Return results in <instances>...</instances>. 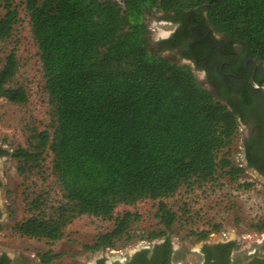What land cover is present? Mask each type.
I'll return each instance as SVG.
<instances>
[{
    "label": "trees",
    "instance_id": "trees-1",
    "mask_svg": "<svg viewBox=\"0 0 264 264\" xmlns=\"http://www.w3.org/2000/svg\"><path fill=\"white\" fill-rule=\"evenodd\" d=\"M0 7V54L10 47L0 64V99L29 101L26 89L14 85L18 27L27 24L49 106L48 123L31 127L12 153L29 214L13 228L21 237L55 244L90 217L113 227L85 250H114L132 239L141 219L117 210L150 201L163 230L145 239L157 241L177 221L165 200L243 173L232 159L237 110L200 84L192 67L163 55L146 16L175 14L189 35L206 22L264 64V0H0ZM33 178L41 185L34 187ZM255 227L264 232V221ZM212 233L194 236L204 241ZM60 257L49 251L41 260Z\"/></svg>",
    "mask_w": 264,
    "mask_h": 264
},
{
    "label": "rangeland",
    "instance_id": "rangeland-1",
    "mask_svg": "<svg viewBox=\"0 0 264 264\" xmlns=\"http://www.w3.org/2000/svg\"><path fill=\"white\" fill-rule=\"evenodd\" d=\"M4 11L0 7V17ZM162 14L150 13L146 22L151 31L152 40L170 29L162 21ZM18 57L20 70L14 85L26 89L29 101L25 105H13L0 99V146L9 157L3 162L4 187L0 191V203L3 205L4 221L0 224V254L6 253L14 264L26 261L28 264H43L41 256L49 251L61 255L50 264H93L100 257L109 259L147 245L145 238L152 232L162 231L160 220L156 217L154 203L144 201L134 207H120L117 212L137 213L141 219L132 227V239L122 241L114 249L88 252L86 246L95 243L100 234L110 231L113 223L83 217L74 222L66 230V237L50 244L46 241L27 239L14 231V226L25 220L29 214L25 202V178L18 171V162L12 153L24 146L31 127L42 128L49 120V106L43 91L42 67L36 46L31 38L27 24L18 27ZM10 50L0 54V64ZM7 52V53H6ZM169 58L168 54H164ZM177 63L183 64L177 60ZM241 134V133H240ZM238 135L232 147L234 164L244 171L237 180L224 176L221 180L202 189L179 192L165 203L176 213L177 221L167 236L172 244L179 248L181 260L189 263L199 257L197 252L204 242L194 235L209 232L208 241L233 238L239 241V250L253 252L254 248L264 249V232L256 230L264 221V178L245 167L242 150V136ZM34 180V187L41 185L39 179ZM31 185V183H28ZM8 214L10 216L8 217ZM220 227L219 230L214 228ZM214 234V235H213ZM213 235V236H211ZM108 259V260H109Z\"/></svg>",
    "mask_w": 264,
    "mask_h": 264
},
{
    "label": "flooded vegetation",
    "instance_id": "flooded-vegetation-1",
    "mask_svg": "<svg viewBox=\"0 0 264 264\" xmlns=\"http://www.w3.org/2000/svg\"><path fill=\"white\" fill-rule=\"evenodd\" d=\"M161 19L170 26L156 39L163 55L168 54L192 67L200 84L229 108L237 110L245 167L264 178V91L261 90L264 88V64L249 57L240 44L216 33L206 22L195 21L197 29H192L193 33L189 35L191 32L183 28L181 19L175 14H164ZM180 31L183 34L178 36ZM167 39L179 45L166 48L163 42ZM6 152L0 146V191L4 187L3 162L10 156ZM3 221V205L0 203V224ZM200 242L204 243L199 251H193L199 255L194 262L182 261L178 253L180 249L169 238H163L126 253L120 252L111 259L100 257L93 264H264V249L239 250L237 239ZM4 257L10 261L8 264H14L6 253L0 254V261ZM1 264L6 263L2 261Z\"/></svg>",
    "mask_w": 264,
    "mask_h": 264
},
{
    "label": "water",
    "instance_id": "water-1",
    "mask_svg": "<svg viewBox=\"0 0 264 264\" xmlns=\"http://www.w3.org/2000/svg\"><path fill=\"white\" fill-rule=\"evenodd\" d=\"M252 84H253V86H254L255 88H258V87L255 85V83H254V82H252ZM261 90H263V91H264V88H261Z\"/></svg>",
    "mask_w": 264,
    "mask_h": 264
},
{
    "label": "bare ground",
    "instance_id": "bare-ground-1",
    "mask_svg": "<svg viewBox=\"0 0 264 264\" xmlns=\"http://www.w3.org/2000/svg\"><path fill=\"white\" fill-rule=\"evenodd\" d=\"M162 35H164V33H162Z\"/></svg>",
    "mask_w": 264,
    "mask_h": 264
}]
</instances>
